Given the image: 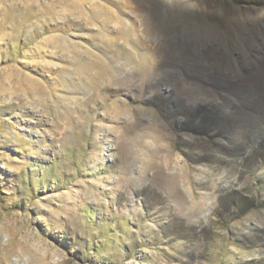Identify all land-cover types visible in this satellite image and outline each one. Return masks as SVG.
Masks as SVG:
<instances>
[{
	"label": "rangeland",
	"instance_id": "obj_1",
	"mask_svg": "<svg viewBox=\"0 0 264 264\" xmlns=\"http://www.w3.org/2000/svg\"><path fill=\"white\" fill-rule=\"evenodd\" d=\"M0 264H264V0H0Z\"/></svg>",
	"mask_w": 264,
	"mask_h": 264
}]
</instances>
